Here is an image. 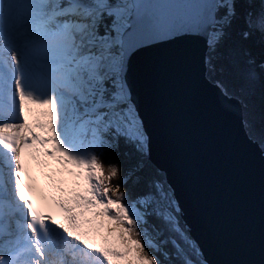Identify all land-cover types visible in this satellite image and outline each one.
Wrapping results in <instances>:
<instances>
[{
    "label": "snow or ice",
    "instance_id": "6c2138e0",
    "mask_svg": "<svg viewBox=\"0 0 264 264\" xmlns=\"http://www.w3.org/2000/svg\"><path fill=\"white\" fill-rule=\"evenodd\" d=\"M159 41L264 156V0H0V264H264V168L255 234L212 262L154 155L132 59Z\"/></svg>",
    "mask_w": 264,
    "mask_h": 264
},
{
    "label": "water",
    "instance_id": "95a60500",
    "mask_svg": "<svg viewBox=\"0 0 264 264\" xmlns=\"http://www.w3.org/2000/svg\"><path fill=\"white\" fill-rule=\"evenodd\" d=\"M176 47L191 51L192 42L149 44L138 50L132 66L151 101L154 155L174 169L173 178L185 190L187 219L204 256L226 262L241 256L240 243L258 227L264 156L246 138L236 101L219 98L195 74L191 56L180 64L170 61L167 54Z\"/></svg>",
    "mask_w": 264,
    "mask_h": 264
},
{
    "label": "trees",
    "instance_id": "16d2710c",
    "mask_svg": "<svg viewBox=\"0 0 264 264\" xmlns=\"http://www.w3.org/2000/svg\"><path fill=\"white\" fill-rule=\"evenodd\" d=\"M254 52L257 54V62H258V60H259V51H260V46L259 45H256L255 47H254ZM120 159H123V156H121V157H119Z\"/></svg>",
    "mask_w": 264,
    "mask_h": 264
}]
</instances>
